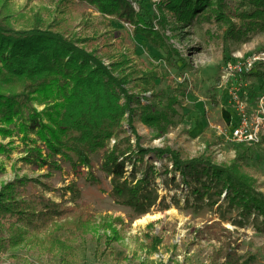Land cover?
Returning a JSON list of instances; mask_svg holds the SVG:
<instances>
[{
  "label": "trees",
  "instance_id": "trees-1",
  "mask_svg": "<svg viewBox=\"0 0 264 264\" xmlns=\"http://www.w3.org/2000/svg\"><path fill=\"white\" fill-rule=\"evenodd\" d=\"M74 1L93 7L104 16L111 14L114 20L128 22L132 34L128 30L126 34L133 40H146L161 50L165 63L180 59L178 51L157 29L147 0H136L138 10L131 0H53L50 5L27 11L17 10L12 0H0L2 137L21 135L23 140H29L31 134L35 135L22 160L38 162L39 166L58 168L63 160L72 170L79 171L81 167L91 168L93 155H99L101 169L110 178L113 199L130 207L135 216L148 213L160 195L151 178L154 171L144 169L142 176L136 177L133 168L128 175L127 163L136 165L135 155L141 156L139 161L149 153L159 158L167 156L172 169L199 200L207 196L209 205L214 206L224 194L229 208L239 211L240 224L256 215L264 225V193L257 190L255 179L246 170V163L256 155L257 146L264 144V135L255 144L236 142V156L230 164H218L205 152L184 157L181 151L170 147H143L134 126L136 118L139 116L144 122L159 126L160 134L165 133L173 123L177 95L164 88L157 89L163 77L157 69L141 71L130 63L131 57L120 49L124 45L123 36L103 46L106 49L103 55L108 57L109 64L97 54L98 47L86 48V42L91 39L75 36L67 25ZM222 3L223 0L215 3L161 0L159 7L169 9L178 21L184 22L197 18L198 10L209 7L207 12L211 13L214 4ZM240 3L245 7L240 18L250 19L264 28V0H240ZM218 14L217 19H221L222 13ZM112 19L107 20L112 22ZM252 73L261 78L264 69L256 68ZM149 91L151 98H144L143 94ZM250 92L255 94L253 89ZM259 93L262 95L263 89ZM35 101L44 108L34 107ZM237 123L238 119L234 126ZM125 125L131 128V133ZM132 136L136 138L134 143ZM112 139L115 142L110 146ZM7 151V145L0 143V154ZM25 180L14 179L0 188V218L14 219L6 226L5 235L0 224V251L17 247L29 237L35 245L47 247L48 252H58L60 256L70 254L75 248L74 241L89 231L92 214L82 210L70 212L49 199L25 197L19 191ZM69 189L75 188L70 185ZM163 203L164 198L160 200ZM205 230L221 243L211 256V264L250 262V258L244 259L238 253L231 230L222 221L207 224ZM114 233H117L115 229ZM157 243L159 238H154L151 248Z\"/></svg>",
  "mask_w": 264,
  "mask_h": 264
},
{
  "label": "rangeland",
  "instance_id": "rangeland-1",
  "mask_svg": "<svg viewBox=\"0 0 264 264\" xmlns=\"http://www.w3.org/2000/svg\"><path fill=\"white\" fill-rule=\"evenodd\" d=\"M12 1L17 10L27 11L50 5L53 0ZM147 1L157 29L180 54V59L171 64L165 63L161 50L148 41L129 37L125 31L132 34V26L128 22L114 20L111 14L104 16L95 8L76 1L68 13L69 31L80 38L91 39L85 47L89 50L98 47L97 54L103 56L105 64H109V59L103 55L106 53L103 46L117 42L119 36H123L124 45L120 49L131 57L130 63L141 71L157 69L163 76L157 89L164 88L177 95L173 104V123L165 133L160 134L159 126L150 125L139 116L136 118L134 126L143 147H170L181 151L184 157L205 152L218 164H230L236 156V142L232 141L230 131L239 118L231 88L242 85V88L238 87L239 94L248 113L253 114L260 102L259 91H264V83L263 77L253 73L243 74L238 82L235 76L225 79L224 70L228 61L254 55L261 57L255 67L259 71L264 69V28L250 19L240 18L245 9L240 0L214 4L211 13L207 12L209 7L202 8L196 12L197 18L184 22L178 21L169 9L160 8L161 0ZM131 2L138 10L137 1ZM218 13H222L221 19H217ZM252 89L255 94L250 92ZM143 97L151 98L150 91ZM33 105L38 110L44 108L36 101ZM125 128L131 133L128 125ZM35 138L33 134L29 140H23L21 135L3 138L0 134V143L6 144L8 150L0 154V188L14 179L26 178L19 188L25 197L49 199L70 212L85 211L92 214L93 221L89 231L74 241L75 248L68 255L48 252L47 247L35 245L28 237L19 246L0 251V264H211L212 254L221 246L220 241L205 230V226L213 221H222L231 230L238 253L244 259H251L248 264H264L262 218L252 215L240 224L239 211L229 208L224 194L214 206L209 205L207 196L199 200L192 189L185 186L180 174L172 169L167 156L159 158L155 153H149L139 161L141 156L135 155L136 165L127 163L128 175L133 168L136 177H141L144 169L154 171L151 178L160 195L158 203L148 213L135 216L130 207L113 199L110 178L101 169L99 155H93L91 168L81 167L79 171L72 170L63 160L58 168L39 166L38 162L22 160L33 143L31 139ZM132 138L134 143L136 138ZM114 142L112 139L110 146ZM246 170L255 179L257 190L264 193V144L257 146V153L247 161ZM70 185L75 189H69ZM162 198L167 208L160 204ZM11 221L14 219L0 218L4 235ZM154 238H159V243L151 248Z\"/></svg>",
  "mask_w": 264,
  "mask_h": 264
},
{
  "label": "built area",
  "instance_id": "built-area-1",
  "mask_svg": "<svg viewBox=\"0 0 264 264\" xmlns=\"http://www.w3.org/2000/svg\"><path fill=\"white\" fill-rule=\"evenodd\" d=\"M259 59H261L259 55H254L246 58L240 57L235 61H228L223 77L228 79L235 76L238 82L242 79L243 74H251L256 69L255 64ZM262 79L264 83V76ZM238 87L234 86L230 91L239 110L238 123L230 131L231 139L238 143H259L264 135V94L260 99L256 112L253 114L248 113V109L239 94Z\"/></svg>",
  "mask_w": 264,
  "mask_h": 264
},
{
  "label": "crops",
  "instance_id": "crops-1",
  "mask_svg": "<svg viewBox=\"0 0 264 264\" xmlns=\"http://www.w3.org/2000/svg\"><path fill=\"white\" fill-rule=\"evenodd\" d=\"M262 96H263V95L260 96V99H261Z\"/></svg>",
  "mask_w": 264,
  "mask_h": 264
}]
</instances>
